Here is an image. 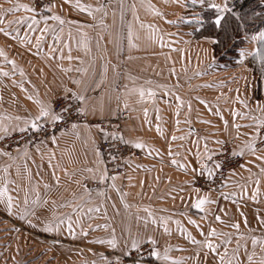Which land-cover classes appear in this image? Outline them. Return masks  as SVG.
I'll return each instance as SVG.
<instances>
[{
    "label": "crops",
    "instance_id": "crops-1",
    "mask_svg": "<svg viewBox=\"0 0 264 264\" xmlns=\"http://www.w3.org/2000/svg\"><path fill=\"white\" fill-rule=\"evenodd\" d=\"M77 2L90 6L91 14L79 10ZM193 3L114 0L103 6L97 0H55L51 10L41 13L9 12L0 0V28L11 33L6 36L0 32V49L5 54L0 56V72L8 73L0 75V125L7 128V132L0 131V138L20 128L16 100H33L35 90L47 98V106L53 97L73 99L72 92L85 95L81 106L89 121L127 113L122 137L131 145L144 144L142 158L131 161L115 180L107 178L97 146L109 136L98 128L79 124L46 140L47 180L60 185L59 192L47 187V193L68 196L83 180L99 181L104 187L87 190L79 186L72 194L76 203L72 210H66L72 228H108L116 247L105 243L101 249L116 254L132 250L133 239L141 247L150 237L156 241L154 247L162 260L185 257L186 253L175 252L174 246L181 244L180 237L184 241L187 238L180 236L179 229L190 226L181 216L188 213L197 197L191 179L200 173L208 154L222 142L232 141L238 151L243 149L245 163L229 176L223 194L235 201L240 213L243 205L242 213L251 207L263 218L224 222L226 228L238 224V229L253 230L227 231L225 243L233 245L224 253H205L204 259L245 264L244 260L252 256V262L246 264H261L264 146L257 144L258 131L264 124V64L252 55L260 43L248 36L238 49L246 52L242 62L239 57L233 66L217 61L212 66L211 41L181 39V35L194 30L181 25L183 21H196L197 13L189 12ZM207 3L223 6L225 0ZM54 15L64 23L52 19ZM25 17L38 21L32 30L28 28L32 19L15 23ZM45 27L48 30L42 31ZM9 61H15V66ZM5 80L17 86V95L6 91ZM4 105L12 110L5 113ZM248 144H254V153L246 147ZM180 164L187 169H181ZM81 196L85 198L79 202ZM61 200L62 204L68 202L63 197ZM72 242L67 241L75 247ZM166 249L168 259H164ZM212 261L210 264H215Z\"/></svg>",
    "mask_w": 264,
    "mask_h": 264
},
{
    "label": "rangeland",
    "instance_id": "rangeland-1",
    "mask_svg": "<svg viewBox=\"0 0 264 264\" xmlns=\"http://www.w3.org/2000/svg\"><path fill=\"white\" fill-rule=\"evenodd\" d=\"M10 1L16 0H4V10L21 4H27L29 7H32L30 0H18V2H13V4H11ZM54 3L55 0L53 1V4ZM110 3L111 2L103 3L102 5L106 6ZM205 4L208 5L207 0H203L202 3L201 0H196L195 3L190 5L189 12L194 10L197 13V18H195L196 21L192 20L189 24H187L186 21L182 22L183 24L181 25L183 28L190 27L194 29L189 35H181L182 40L190 37L197 41L206 40L207 42L211 41V43H213L211 39L204 37L196 38L194 36L195 31L198 29V20H201V13L207 9L204 8L206 6ZM48 10L36 11L47 13ZM19 11L25 10L21 8ZM235 46L241 47V41ZM235 49L236 47H232L228 51H222L220 52L221 54L216 55V57L213 53L212 66L214 62H219L217 59L221 57L223 60V62H219L221 65H235L236 60L239 59V52H236ZM6 80L3 83V87L7 92L14 93L15 95L16 92H18L17 86L8 83V80V82H6ZM35 91L36 97L33 100L24 98L20 99V101L16 100L19 104L20 128L26 127L25 131L32 130L30 125H25V120L30 122L31 117L38 115L40 104L47 106V98L37 93L38 90ZM55 98L58 97H53L49 101V104ZM37 100L40 101V104L35 102ZM70 100L76 101L79 107H82L77 100ZM11 110V107L4 105L5 113H9ZM82 115L88 119L85 113ZM42 122H45V120L41 119L37 123L39 124ZM85 124L98 128L89 123ZM19 129L10 134H5L3 138H0V152L11 154V156L0 155V185H2L5 180L10 181V183H8V188L9 194L13 197L14 205L10 214L6 207V198L0 201V264H115L117 256L122 254L108 252L109 250L106 248L102 250L101 247L105 243L94 242L112 239L108 228L92 229L81 227L78 229L72 228V230L69 231L66 225L69 222L67 221V215L70 214V212L66 210H72L73 205L76 203V196L72 194L75 193L78 187H88L87 190H94L102 188L104 185H100L99 181L87 182L83 180L78 186L72 188V192L68 196L48 194L47 187H50L48 188L49 190L55 189L59 192L60 185L58 181L47 180V139L35 145L17 142V140L13 142V138L25 132ZM9 140H11V142H6ZM233 146L236 148L234 143ZM259 146L263 147L264 145ZM215 151L213 150V153L210 154L213 155ZM243 158V164L238 169L228 173L225 178V183L230 175L241 169L244 165V155ZM205 163L210 167V162L207 161V159ZM5 168L8 169L7 173L4 171ZM201 176L203 175H201L199 171L193 175L191 179L192 188H195L193 185L194 179ZM224 186L225 185L222 186L218 193L196 192L197 197L200 198V196H205L207 198L204 199L210 202L203 205L202 211L191 206L188 209V213L181 216L184 222L186 224L189 223L190 226L181 228L183 231L179 229L180 236L187 238H185L184 241L180 237L181 244L175 245L174 251L186 253L185 257L183 259L173 260H162L153 257L155 260L163 264H174V262H180V264H210L212 260L210 261V258H207V260L204 259L205 253H224L227 251V247L233 245L228 244L227 246L225 243L226 240H224L223 237L226 236L227 231L247 232L253 230L251 228L230 229L226 228L225 224H223L226 221H234L236 219L252 220V218L257 217L263 218L261 215L257 216V212H253L251 207H246V211L242 213L243 205H240V213L235 201L230 197H228V199L225 198L226 194H223ZM202 193L207 195H202ZM37 195L39 197L38 202L34 203V201H37ZM25 196H27L28 199L27 204L24 202ZM61 197L67 199L68 202L62 204ZM84 198V196L78 197V201L80 202ZM25 212L27 213L26 218L22 219L21 215ZM217 217H220V219L217 220ZM61 220L63 223H60ZM190 221H195V223H190ZM46 225H50L52 230L46 231ZM212 229H215L217 235L209 236V232ZM193 239L199 241V243H192ZM70 240H74L72 244H74L75 247H71V244L67 243V241ZM208 241H211L215 247V251L207 248L206 244ZM145 244L151 245L152 250L155 248L151 243ZM212 262L219 264L218 261ZM251 262H249V260H244L245 264Z\"/></svg>",
    "mask_w": 264,
    "mask_h": 264
},
{
    "label": "built area",
    "instance_id": "built-area-1",
    "mask_svg": "<svg viewBox=\"0 0 264 264\" xmlns=\"http://www.w3.org/2000/svg\"><path fill=\"white\" fill-rule=\"evenodd\" d=\"M31 5L36 10H48L54 0H30ZM99 3H108L114 0H97ZM64 105H71V111L65 113L67 117L64 121L58 122L53 125L50 122L39 123L40 130L25 131L24 133L13 138V142L28 143L35 145L54 134L67 132L72 129V124H85L89 123L98 127L99 130L105 132L109 137L99 141L97 150L101 156L102 163L106 172L107 178L120 176L124 173L126 166L134 160L141 159L143 153L138 148L126 142L122 137L123 122L128 119L127 113H120L115 117L103 120L98 119L95 121H88L82 114L77 113L75 110L79 107L76 101L66 99L63 97L55 98L51 101L50 106L57 112ZM259 145H264V124L260 127L259 131ZM11 142V140L6 141ZM260 147V146H259ZM239 153L234 148L231 141L223 142L216 152L212 155L210 162V168H213L214 175L208 177L206 174L201 177H196L193 181L195 188H199L200 191L205 193H218L225 183V178L229 172L238 169L244 162L243 155H233V152ZM220 162L222 167L215 169L214 164ZM152 251L151 245L145 244L136 250H130L122 255L117 256L115 264H163L153 258L150 255ZM130 253V254H129Z\"/></svg>",
    "mask_w": 264,
    "mask_h": 264
},
{
    "label": "snow or ice",
    "instance_id": "snow-or-ice-1",
    "mask_svg": "<svg viewBox=\"0 0 264 264\" xmlns=\"http://www.w3.org/2000/svg\"><path fill=\"white\" fill-rule=\"evenodd\" d=\"M193 2L195 3L196 0H193ZM202 2H203V0H201V3ZM51 7H54V5L51 6ZM76 7L79 10H81V11H88L89 14H91L90 6L86 7V6L81 5V4H79L77 2ZM149 7H151V5ZM208 7L211 8V9H215L216 15H215V18L213 20V23L216 26V28L219 29L221 27L222 21L225 18V13L232 12V9L228 7V4H227L226 0H225V3H224L223 6H221L219 4H215V3H210L208 5ZM21 8L23 10L27 11V12H34V11H36L35 8L29 7V5H27V4L18 5L15 8L8 9L7 11H9V12L18 11ZM49 10H51V8H49ZM97 11H99V9H97ZM156 14L157 15H160L159 12H157ZM232 14H233V16H235V18H236L237 21H241V16H240L239 13L232 12ZM254 15H259V13H254ZM51 18L54 19V20H59L61 24L64 23V21L61 20V18L59 16H55L54 15ZM27 19H32V23L28 25V28L30 30H32V25L38 23V21H36L34 18H28V17L21 18L20 20L15 21V23L22 24ZM0 23H3V20L2 19H0ZM240 27L241 28L244 27L242 21L240 23ZM47 30H48L47 27H45L42 31H47ZM0 32H3L4 35H6V36H11V33L6 32L2 28H0ZM18 35H19V32L17 31V36ZM130 35H131V33H130ZM25 38H27V37H25ZM245 39H248V36H245ZM250 39L252 41H258L260 43V47H258L256 49V51L254 53H252V55L255 56L256 58H258L261 61V63L264 64V29H261V30L257 31L255 34L251 35ZM37 47L39 48V43L37 44ZM4 55L5 54H4L3 50L0 49V56H4ZM238 55H239L240 60L242 62L243 58L246 55L245 50L244 49H240ZM69 59H71V57H69ZM9 63H11L13 66H15V61H9ZM21 74L23 75L22 72H21ZM0 75L7 76L8 73H6V72H0ZM73 82L76 83V84H79L80 83V81H73ZM141 95H143V92H141ZM71 96H72L73 99L77 100L80 104L85 103V101L87 99L85 95L80 94V93H76V92H72L71 93ZM29 98L31 99V97H29ZM35 102L38 103V104H40V101H38V100L35 101ZM75 110L79 114H83L86 111V109L84 107H77ZM70 111H71V105H64V106L61 107V109L59 110V112H57L51 106H45L43 104H40V109H39L38 115H36L34 117H31L30 122L29 121H25V125L26 126H29L30 125V127L33 130H37L38 131V130H40V127L41 126L37 122L40 121L41 119H44L46 122H50L53 125H55L58 122L64 121L67 118L64 114L65 113H69ZM16 119H20V118L17 117ZM72 127L75 128V127H77V125L75 123H73L72 124ZM19 130L20 131H25L26 130V127L25 128H20ZM157 130L159 131V129H157ZM0 131L7 132V128L4 127V126H2V125H0ZM182 138L183 137H181V139ZM52 139H53V142H55V137H53ZM121 139H123V137H121ZM173 139H176V137H173ZM217 143H220V141H217ZM133 146L136 147V148H139V149H143L145 147L143 143H135ZM246 147L250 151H252L253 153L255 152V146H254V144H248ZM232 154L233 155H241L242 156L244 154V151H243V149H241L239 153H237V152L234 151ZM0 155H8V156H11V154L10 153H7V152H0ZM169 155H171V151L170 150H169ZM199 157H200V153L197 152L198 162H199ZM206 159H207V161H211L212 160V155L211 154H208L206 156ZM172 163L173 164H177V161L173 160ZM178 166L181 169H184V170L187 169V166L184 165V164H180ZM221 167H222V164L220 162H216L214 164V168L215 169H220ZM4 171H5V173H7L8 169L5 168ZM193 171H196V170L193 169ZM262 171H264V169H262ZM200 174L201 175H205L206 174L208 177H212L214 175V171H213V168H210L207 163H204L202 165L201 170H200ZM112 179L115 180L116 177H112ZM8 183H10V181L5 180V182L2 185H0V201H3L4 198H6V207H7L8 211H9V213L11 214V210H12V208H13L14 205H13V197L9 194ZM257 183H259V182L257 181ZM193 191L198 193L200 191V189L199 188H193ZM225 198H227V196ZM38 199H39V197L37 195V201H34V203L35 202H38ZM24 202H25V204L28 203L27 196H25V201ZM208 202H210V201H207L206 199L197 197V199L193 203V207H195L196 209H200L202 211L203 210V205H205V203H208ZM145 211H147V209H145ZM26 215H27V213L25 212L24 214L21 215V218L22 219L26 218ZM149 215H150V213H149ZM216 219L219 220L220 217H217ZM153 222H155V221H153ZM60 223H63V221L61 220ZM176 223L179 225V221H176ZM190 223H193L194 224L195 221H190ZM233 227H236L238 229L239 228V225L238 224L237 225H233ZM68 228H69V231L72 230L71 220H69ZM45 230L46 231H51L52 228H51L50 225H46L45 226ZM165 231H168V229L165 228ZM181 231H183V229H181ZM215 235H217L215 229L210 230L209 236H215ZM94 242L102 243V244L103 243H107L108 245H110L113 248L116 247V243H117L114 237L112 239L107 240V241H105V240H99V241H94ZM147 242L148 243H151L152 245H155L156 244V241L154 239L150 238V237L148 238ZM192 243H199V241H196V240L193 239L192 240ZM253 244L254 245L256 244V241L255 240H253ZM206 246H207L208 249H210L212 251H215V247L213 246V244L211 243V241H208L207 244H206ZM130 247H131L132 250L138 249L139 248V242L137 240L133 239V241L131 242V246ZM150 255L153 256V257H155V258H157V259L160 258V253L157 250H155V248H153V250L151 251ZM164 259H168V257H167V249L165 250ZM248 260H249V262H251L252 256H249L248 257ZM174 264H180V262H174ZM261 264H264V261H262Z\"/></svg>",
    "mask_w": 264,
    "mask_h": 264
},
{
    "label": "trees",
    "instance_id": "trees-1",
    "mask_svg": "<svg viewBox=\"0 0 264 264\" xmlns=\"http://www.w3.org/2000/svg\"><path fill=\"white\" fill-rule=\"evenodd\" d=\"M264 0H228V7L232 12H237L241 16L244 27H240L241 21H237L232 12L225 13V18L218 29L213 23L216 15L215 10L205 9L201 13V20H198V29L195 31L196 38H208L212 40L213 53L228 51L236 47V52L245 43V36H251L260 29L264 28ZM259 13V15H254ZM241 41V47L235 45ZM223 62L222 57L217 59Z\"/></svg>",
    "mask_w": 264,
    "mask_h": 264
}]
</instances>
